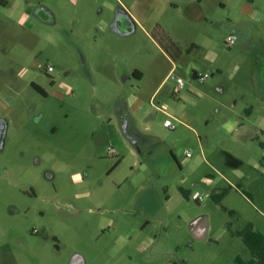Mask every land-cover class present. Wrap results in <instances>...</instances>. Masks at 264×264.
Returning a JSON list of instances; mask_svg holds the SVG:
<instances>
[{
  "label": "rangeland",
  "instance_id": "374dc122",
  "mask_svg": "<svg viewBox=\"0 0 264 264\" xmlns=\"http://www.w3.org/2000/svg\"><path fill=\"white\" fill-rule=\"evenodd\" d=\"M121 1L135 0H0V246L20 264L248 261L234 232L251 223L264 234V136L245 142L224 125L264 120V0H202L208 20L192 12L200 0L155 12L166 35L151 33L186 84L178 93L146 30L113 29ZM134 5L149 28L146 0ZM192 41L201 47L190 50ZM136 68L144 78L127 79ZM196 72L210 76L201 83ZM211 165L224 175L221 202ZM132 227L142 232L125 238Z\"/></svg>",
  "mask_w": 264,
  "mask_h": 264
},
{
  "label": "crops",
  "instance_id": "0c3cea01",
  "mask_svg": "<svg viewBox=\"0 0 264 264\" xmlns=\"http://www.w3.org/2000/svg\"><path fill=\"white\" fill-rule=\"evenodd\" d=\"M137 1H142V0L133 1L132 5L130 7L128 5H126L124 2L121 1V5L120 6L122 8H119V9H123L125 11L127 10V11L130 12L131 16L130 15L129 16L132 18V20L134 22V26H135V29H134L133 32H135L137 27H141L143 30H146L147 33L152 38V40L156 43V45L160 48V50H162L164 52V54L166 55L167 59L171 62L172 66H173L171 71H176L177 66H176L175 61L170 58V56L163 49V47L159 44V42L153 37L151 31L153 32L156 29V30H158V32H160V34H162V36L166 35L164 30H163L164 28H163L162 24H160V22H159V18L160 17L159 18L156 17L155 16V12L158 13L160 10H162V12H164V10L166 11L168 5H170L173 9H178V6H179L178 3L174 2L173 0H146L147 6H149L151 8L150 21L148 23L149 24V28H147V27H145L144 23L140 20V18L137 15H135L133 10L131 9V7ZM136 5H134V6H136ZM194 7L195 8H194V10H192V12L198 11L197 18L199 20H208V16L205 15L204 10H203L202 0H200L199 3L196 6H194ZM133 32H131V33H133ZM131 33H129V34H131ZM126 35H128V34H126ZM166 37H168V36H166ZM169 39L171 40L170 37H169ZM173 43L176 45L177 42H173ZM200 47H201V44L199 42L192 41L190 50L193 49V48L199 49ZM176 48H177V50L180 51V54H179V56H180L181 55V48H180L179 45H176ZM132 78L135 79L136 81H141L144 78V73L140 69L136 68L127 77V79H132ZM167 78L168 77H166V80H167ZM163 82L164 81H162V83L159 85V87L163 84ZM157 90L155 91L153 96L156 94ZM224 127H225L224 130L226 131L227 135H230L231 137H234V138L239 139V140L240 139L245 140V142L247 140H250V139H259V138H261V136H264V120H262L259 129H252L247 124H244V122H239L238 120H235V119L229 120L227 123H225ZM259 142H260V145H261V143H264V140L261 139ZM220 155H221L220 157H222L221 159H224L225 161L227 160L228 162H231V163H233L235 160L238 161V158L231 151H222V153ZM174 160L176 161L177 167L179 168V170L180 171L184 170V168H185L184 166L185 165L182 162H178L176 157H174ZM187 160L188 159H186V162L189 161V160L188 161ZM211 168H212V170L215 173L218 174V177H215L214 179H212V181L210 183L211 185L210 184H208V185H210V187H213L212 188L213 195H218V194L221 193V188L220 187H216L215 185L219 183L220 179L224 178V175L215 165H211ZM257 168L259 169V171L262 173V175L264 177V167L258 165ZM182 173L183 172H180V177L183 180H185V175H183ZM240 176H241L240 179L242 180L240 182V184H245L244 186L246 187L247 186L246 185V181H243V180H246L245 176H243V174H241ZM200 180H202L201 182H204V180L206 181V178L203 177ZM206 183H208V182H206ZM249 187H250V190H252V191H250V193H252V192L255 193V190L252 189L251 185ZM258 197L264 202V196L259 194ZM202 230H203V228L199 229V231H202ZM140 232H142L141 229H139L137 227H132L131 229L128 230L127 233H125L124 237L126 238V237H128V236H130L132 234L136 235V234H139ZM14 259H15L14 255L10 256V255H6V253H5V254H3L0 257V262H2L3 264H12ZM76 262L79 263V264H83L84 263L80 256L76 257Z\"/></svg>",
  "mask_w": 264,
  "mask_h": 264
},
{
  "label": "trees",
  "instance_id": "16d2710c",
  "mask_svg": "<svg viewBox=\"0 0 264 264\" xmlns=\"http://www.w3.org/2000/svg\"><path fill=\"white\" fill-rule=\"evenodd\" d=\"M170 47L172 55L176 58L179 57L180 51L177 50L176 45L171 41ZM169 42V43H170ZM34 88L39 91L41 94H46V91L38 85H34ZM264 147V143H261ZM181 191L184 195L188 196L187 191L184 188H181ZM227 190L222 191L218 195H214L217 202H221L223 195L226 194ZM234 234L241 236L249 249L252 257L250 260L246 261L240 256L236 257V264H264V234L260 231L254 229L253 225L250 223L243 230L234 232Z\"/></svg>",
  "mask_w": 264,
  "mask_h": 264
},
{
  "label": "built area",
  "instance_id": "2783aa9c",
  "mask_svg": "<svg viewBox=\"0 0 264 264\" xmlns=\"http://www.w3.org/2000/svg\"><path fill=\"white\" fill-rule=\"evenodd\" d=\"M226 41H227V43L229 45H232V44H234L237 41V36L236 35H233V34L232 35H229L227 37V40ZM48 70L49 71H53V67L52 66H48ZM174 72L175 71H172L168 75V79H174L176 81L175 92L178 93V92H180L184 88V86L186 84H185L184 79L182 77H180V76L177 77L174 74ZM209 76L210 75L208 73L200 74V73H197L196 72L194 74L195 79H197L201 83L205 82L208 79ZM169 117L171 119L173 118L172 116H169ZM170 118H168V120L165 122L166 127L169 128V129H176L177 125ZM109 152L112 153V154H116L115 149L113 147H110L109 148ZM186 155H187V157H190L191 156V153L187 151L186 152ZM196 200L199 201V202L203 201L204 200V195H202V194L198 195L196 197Z\"/></svg>",
  "mask_w": 264,
  "mask_h": 264
},
{
  "label": "water",
  "instance_id": "95a60500",
  "mask_svg": "<svg viewBox=\"0 0 264 264\" xmlns=\"http://www.w3.org/2000/svg\"><path fill=\"white\" fill-rule=\"evenodd\" d=\"M124 22V24H127L128 28L126 30H121L120 24ZM112 27L114 30L119 32L122 35L129 34L134 31L135 26L132 18L129 16V14L123 10L118 9L117 16L112 24Z\"/></svg>",
  "mask_w": 264,
  "mask_h": 264
},
{
  "label": "flooded vegetation",
  "instance_id": "af4514ba",
  "mask_svg": "<svg viewBox=\"0 0 264 264\" xmlns=\"http://www.w3.org/2000/svg\"><path fill=\"white\" fill-rule=\"evenodd\" d=\"M39 14H41L42 12H40V10L38 11ZM34 85H38L35 82H32V86L34 87ZM40 86V85H38ZM8 124L6 123V121L2 118H0V147H2L4 140H5V136H6V129H7ZM7 247L5 246H0V257L4 254V252H6ZM0 264H3L2 262H0ZM12 264H20V260L17 258H15L12 262Z\"/></svg>",
  "mask_w": 264,
  "mask_h": 264
}]
</instances>
